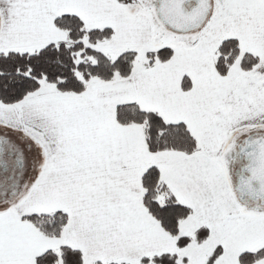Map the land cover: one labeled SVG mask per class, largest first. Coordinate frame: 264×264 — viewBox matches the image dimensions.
Returning <instances> with one entry per match:
<instances>
[{
    "label": "snow or ice",
    "instance_id": "6c2138e0",
    "mask_svg": "<svg viewBox=\"0 0 264 264\" xmlns=\"http://www.w3.org/2000/svg\"><path fill=\"white\" fill-rule=\"evenodd\" d=\"M0 264H264V0H0Z\"/></svg>",
    "mask_w": 264,
    "mask_h": 264
}]
</instances>
